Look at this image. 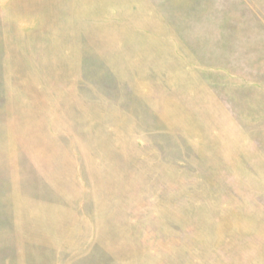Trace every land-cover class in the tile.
<instances>
[{
	"label": "rangeland",
	"instance_id": "1",
	"mask_svg": "<svg viewBox=\"0 0 264 264\" xmlns=\"http://www.w3.org/2000/svg\"><path fill=\"white\" fill-rule=\"evenodd\" d=\"M0 264H264V0H0Z\"/></svg>",
	"mask_w": 264,
	"mask_h": 264
}]
</instances>
